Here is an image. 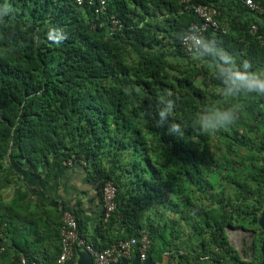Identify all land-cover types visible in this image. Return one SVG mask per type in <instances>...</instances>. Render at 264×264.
<instances>
[{"label": "trees", "instance_id": "1", "mask_svg": "<svg viewBox=\"0 0 264 264\" xmlns=\"http://www.w3.org/2000/svg\"><path fill=\"white\" fill-rule=\"evenodd\" d=\"M103 2L95 14L98 0H0V174L41 178L57 158L81 165L97 189L112 182L116 209L93 236L83 237L71 211L97 249L143 231L153 264H239L225 232L238 226L253 229L249 264L260 262L264 96L227 97L223 81L237 71L264 76V15L236 0H193L219 11V27L187 55L179 40L198 19L179 0ZM166 98L183 136L156 126ZM236 104L234 123L194 126L202 111ZM4 177L0 226L14 236L0 264H55L66 209L37 204L30 213L27 195L11 197Z\"/></svg>", "mask_w": 264, "mask_h": 264}, {"label": "built area", "instance_id": "2", "mask_svg": "<svg viewBox=\"0 0 264 264\" xmlns=\"http://www.w3.org/2000/svg\"><path fill=\"white\" fill-rule=\"evenodd\" d=\"M78 7L85 4L88 6L96 5L95 0H74ZM185 9H191L194 16L198 19V24L191 25L190 31L181 38V46L187 54H192L199 49L201 38L207 31H216L218 29L217 17L219 11L212 5L192 4L193 0H179ZM246 7L250 12L258 15H264V7L253 2V0H236ZM99 5L94 9L95 14L104 11L103 0H98ZM115 24V23H114ZM254 30L255 27H252ZM264 45V40H262ZM84 165V162L81 161ZM98 194L101 201V217L106 222L116 209V187L112 182H105L98 188ZM60 252L56 259V264H74L79 250L85 253L91 264H119L121 261H132L137 257L140 263L147 259V252L150 247V240L143 231L138 237L127 240H120L109 247L95 248L85 238L78 233L77 223L73 213L65 210L61 216L60 227ZM4 234L0 226V253L6 250ZM167 255V254H166ZM164 255V257L166 256ZM20 264H38L34 261L28 263L21 258Z\"/></svg>", "mask_w": 264, "mask_h": 264}, {"label": "crops", "instance_id": "3", "mask_svg": "<svg viewBox=\"0 0 264 264\" xmlns=\"http://www.w3.org/2000/svg\"><path fill=\"white\" fill-rule=\"evenodd\" d=\"M15 174L10 171L8 174H0V187H6L4 176L12 179L14 189L9 195L12 197L16 191L27 195L30 213L39 209L37 204H44L45 208L52 212L64 208L76 213L83 237L94 235L101 218V201L96 184L90 180L88 172L81 165L70 162L62 164L59 159L54 158L49 166L43 169L41 178ZM6 211L3 209V212ZM13 236L10 231L4 233V243L9 245ZM79 253L89 261L85 253L81 250ZM78 261L77 256L74 264H78Z\"/></svg>", "mask_w": 264, "mask_h": 264}, {"label": "clouds", "instance_id": "4", "mask_svg": "<svg viewBox=\"0 0 264 264\" xmlns=\"http://www.w3.org/2000/svg\"><path fill=\"white\" fill-rule=\"evenodd\" d=\"M198 23H193V24H198ZM191 25H190V29H191ZM206 33L202 35V38ZM186 34H184L182 37H184ZM181 38L179 40L180 43L179 45L180 48L184 51V49L181 46ZM202 38H201V42H202ZM50 39H53L55 43H61L67 39V36L57 35L56 37L53 38L50 34ZM196 52L192 54H187L184 51V53H186L187 55H193ZM221 59H227V56H222ZM242 64L244 68H248V69L252 68V64L249 61H244ZM223 83L227 84L228 86L223 93L227 97H237L239 96V94H251V93H255L256 95L259 96H264V76L259 75V73L241 74L240 72L237 71L233 73L231 76H229L228 79L223 81ZM168 95L169 97L172 96L171 93H169ZM160 104L161 106L155 117L156 126L157 127L167 126V130L169 134L183 136L185 128L182 126L181 123H177L170 118L171 113L174 111L176 107L175 100L171 98H166L163 101H161ZM241 107H242L241 105L236 104L235 107H229L227 109L208 108L207 111H202L201 114L198 115L196 120L193 122L194 126L198 125L202 131L210 132L218 128L230 125L239 119V112L241 110Z\"/></svg>", "mask_w": 264, "mask_h": 264}, {"label": "rangeland", "instance_id": "5", "mask_svg": "<svg viewBox=\"0 0 264 264\" xmlns=\"http://www.w3.org/2000/svg\"><path fill=\"white\" fill-rule=\"evenodd\" d=\"M231 227H234L236 229L231 230L229 227H227L225 229L226 236L228 238V242H229L230 246H232L234 249L237 250V253L239 254V257H240V261L246 262L249 264V262L252 259V255H251V251L249 249V245H250V242L252 241L254 231H253V229H247V230H245L246 232H243V230H241V228H239L238 226H231ZM241 237L245 239L246 249H247L246 252H244V247L241 244V241H240ZM257 257H258V254H256V258ZM256 258H255V260L258 259V258L257 259ZM161 263L164 264V259L162 260ZM161 263H158V264H161ZM88 264H90V260L88 261Z\"/></svg>", "mask_w": 264, "mask_h": 264}, {"label": "water", "instance_id": "6", "mask_svg": "<svg viewBox=\"0 0 264 264\" xmlns=\"http://www.w3.org/2000/svg\"><path fill=\"white\" fill-rule=\"evenodd\" d=\"M262 233H263V238L261 241V246H260V255H261V260L258 263H254V264H264V211L262 212L260 218H259V222H258ZM79 261L78 264H88L87 258L82 254V253H78L77 254ZM91 264V262H90ZM119 264H127L126 261H121ZM130 264H153L151 262L150 257H148L143 263H140L137 257H134L132 259V261L130 262ZM239 264H248V263H243V262H239Z\"/></svg>", "mask_w": 264, "mask_h": 264}, {"label": "flooded vegetation", "instance_id": "7", "mask_svg": "<svg viewBox=\"0 0 264 264\" xmlns=\"http://www.w3.org/2000/svg\"><path fill=\"white\" fill-rule=\"evenodd\" d=\"M229 228H230L231 230L236 229V228L231 227V226H229ZM239 228H241V230H243V232H246L245 230H247V228H243V227H239ZM247 232H248V231H247ZM240 241H241L242 246L244 247V252H246L247 249H246L245 239L241 237ZM251 242H252V241H251ZM251 242H250V245H249V249H250V251H251V255H252V257H253V251H254V250H253V247H252V243H251ZM235 250H236V249H235ZM236 251H237V250H236ZM240 262H242V261H240ZM243 263H246V262H243Z\"/></svg>", "mask_w": 264, "mask_h": 264}]
</instances>
